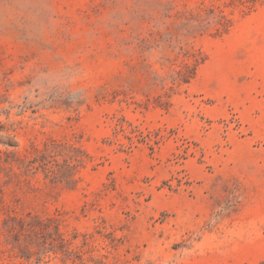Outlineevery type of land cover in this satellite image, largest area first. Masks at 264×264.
<instances>
[{
	"label": "rangeland",
	"instance_id": "obj_1",
	"mask_svg": "<svg viewBox=\"0 0 264 264\" xmlns=\"http://www.w3.org/2000/svg\"><path fill=\"white\" fill-rule=\"evenodd\" d=\"M0 264H264V0H0Z\"/></svg>",
	"mask_w": 264,
	"mask_h": 264
}]
</instances>
